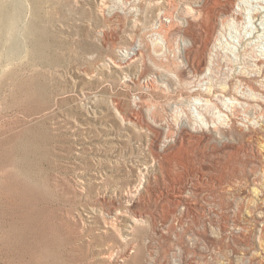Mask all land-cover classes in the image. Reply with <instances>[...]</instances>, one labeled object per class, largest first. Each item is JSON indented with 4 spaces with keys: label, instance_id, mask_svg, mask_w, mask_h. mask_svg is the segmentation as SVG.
<instances>
[{
    "label": "rangeland",
    "instance_id": "obj_1",
    "mask_svg": "<svg viewBox=\"0 0 264 264\" xmlns=\"http://www.w3.org/2000/svg\"><path fill=\"white\" fill-rule=\"evenodd\" d=\"M0 264H264V0H0Z\"/></svg>",
    "mask_w": 264,
    "mask_h": 264
},
{
    "label": "bare ground",
    "instance_id": "obj_2",
    "mask_svg": "<svg viewBox=\"0 0 264 264\" xmlns=\"http://www.w3.org/2000/svg\"><path fill=\"white\" fill-rule=\"evenodd\" d=\"M35 28V30H36V27H34ZM30 31V30H29ZM31 31H33L32 29H31ZM31 31H30V33H31ZM38 31V30H37ZM33 33V32H32ZM34 34H36V33H34ZM35 36V35H34ZM36 40V39H35ZM37 41V40H36ZM38 42V41H37ZM37 42H36V45H37ZM41 44H42V42H41ZM41 48V47H40ZM40 48H37V50H39ZM44 50V49H43ZM38 52H40V51H38ZM41 53V52H40ZM133 221V220H132ZM136 223V222H135ZM131 225V224H130Z\"/></svg>",
    "mask_w": 264,
    "mask_h": 264
}]
</instances>
